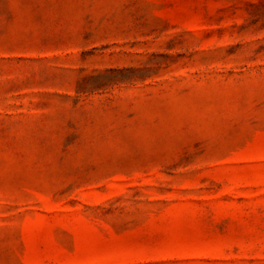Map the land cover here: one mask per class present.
I'll return each mask as SVG.
<instances>
[{
    "label": "rangeland",
    "instance_id": "rangeland-1",
    "mask_svg": "<svg viewBox=\"0 0 264 264\" xmlns=\"http://www.w3.org/2000/svg\"><path fill=\"white\" fill-rule=\"evenodd\" d=\"M0 264H264V0H0Z\"/></svg>",
    "mask_w": 264,
    "mask_h": 264
}]
</instances>
